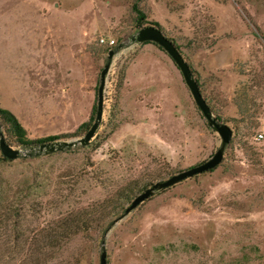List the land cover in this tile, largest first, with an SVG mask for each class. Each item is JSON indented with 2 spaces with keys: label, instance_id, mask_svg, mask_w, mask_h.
<instances>
[{
  "label": "rangeland",
  "instance_id": "obj_1",
  "mask_svg": "<svg viewBox=\"0 0 264 264\" xmlns=\"http://www.w3.org/2000/svg\"><path fill=\"white\" fill-rule=\"evenodd\" d=\"M132 1L0 0V106L28 138L81 137L108 62L86 145L37 151L0 124L19 150L0 153V264H99L102 249L106 264H264V0L137 2L232 135L214 168L113 222L137 193L220 142L166 52L130 40L148 25L135 23ZM39 65L47 79L32 81ZM63 219L79 229L61 236Z\"/></svg>",
  "mask_w": 264,
  "mask_h": 264
},
{
  "label": "water",
  "instance_id": "obj_2",
  "mask_svg": "<svg viewBox=\"0 0 264 264\" xmlns=\"http://www.w3.org/2000/svg\"><path fill=\"white\" fill-rule=\"evenodd\" d=\"M129 38L134 43L152 42L157 46H159L164 52H166V54L170 57L174 65L178 68L194 103L202 113L204 119L206 120L207 125L219 135L220 142L216 150L207 160L189 166L187 168H184L168 176L165 179L156 180L152 182L148 187L144 188L141 192L137 193L129 202V204L124 208L123 212L112 220L113 222L117 221L119 218L127 214L130 210L136 207L143 200L151 196L154 193V191L167 188L183 180L184 178L191 177L193 175L214 168L220 162L224 147L226 144H228L232 135L231 129L225 123L220 121L210 110L208 104L201 95L198 84L196 80L193 78L187 62L183 59L182 55L175 47V44L170 39H168L157 26L151 24L142 26L138 28L136 32L133 35H131ZM111 55H112V50H109L107 53V60L110 59ZM107 70H108V62H106L99 71L98 85L96 88V105H95L94 117L91 124L89 125L87 130L83 133V135L75 139L53 140V141L43 142L39 144L37 151L38 150L39 151L43 150L45 152H53L56 150L61 151L64 148L74 146L76 143L83 146L89 142L101 119L102 93L104 87V79ZM18 152L19 150L17 148H13L8 143L5 142L2 134L0 133V153L8 159H14L17 157ZM99 264H106L104 249H102L100 252Z\"/></svg>",
  "mask_w": 264,
  "mask_h": 264
},
{
  "label": "trees",
  "instance_id": "obj_3",
  "mask_svg": "<svg viewBox=\"0 0 264 264\" xmlns=\"http://www.w3.org/2000/svg\"><path fill=\"white\" fill-rule=\"evenodd\" d=\"M138 1L139 0H134L130 3V9L135 15V23H137V26L139 27L142 24H151L154 26H158V23L156 21H146L145 20L144 13L138 7V4H137ZM141 21H143L142 24H141ZM175 47L177 48L176 45ZM94 112H95V105L93 104L91 108L89 120L81 122L76 127L75 131L82 130V129H85L86 131L87 128L89 127L88 125L91 124L90 121L92 122L93 120L92 115L94 114ZM0 124L6 126L7 131L14 137V140L18 144L24 147H28L29 149L36 148L37 150L39 144L43 142H47V141H53L60 137L59 135H48V136H43V137H38V138H28L25 134V130L23 126L20 124L16 116L10 110L4 107H1V106H0ZM62 221H63L62 225L65 231H63V234L61 236L68 237V235L70 236V234L74 233L75 231L79 229V226H77L75 221H72L71 219L70 220L63 219ZM49 239L53 241L54 238L50 236Z\"/></svg>",
  "mask_w": 264,
  "mask_h": 264
},
{
  "label": "crops",
  "instance_id": "obj_4",
  "mask_svg": "<svg viewBox=\"0 0 264 264\" xmlns=\"http://www.w3.org/2000/svg\"><path fill=\"white\" fill-rule=\"evenodd\" d=\"M34 70H35L34 73H37V76L35 78H33L32 81H41V80H46L47 79L46 75H44V74L47 73V72H45L44 65H39L38 67L35 66Z\"/></svg>",
  "mask_w": 264,
  "mask_h": 264
},
{
  "label": "built area",
  "instance_id": "obj_5",
  "mask_svg": "<svg viewBox=\"0 0 264 264\" xmlns=\"http://www.w3.org/2000/svg\"><path fill=\"white\" fill-rule=\"evenodd\" d=\"M98 41H99V43H104V44H106L107 46H111L112 44H113V39H109V40H104L102 37H100L99 39H98ZM262 136V134H258V137H261Z\"/></svg>",
  "mask_w": 264,
  "mask_h": 264
}]
</instances>
